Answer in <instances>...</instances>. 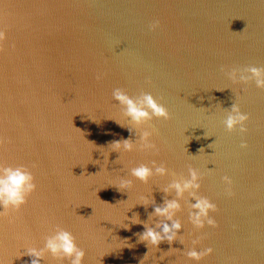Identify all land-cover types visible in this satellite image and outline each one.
<instances>
[{"label":"water","instance_id":"1","mask_svg":"<svg viewBox=\"0 0 264 264\" xmlns=\"http://www.w3.org/2000/svg\"><path fill=\"white\" fill-rule=\"evenodd\" d=\"M7 2L0 15V164L29 168L37 190L19 211L0 215V264H30L20 254L42 248L57 227L85 250L84 264H196L184 253L201 237L197 250L213 248L201 264H264V90L233 85L221 71L264 67V3ZM117 88L133 99L151 94L168 110L169 120L145 125L158 152L113 151V141H135L140 132L130 131L112 98ZM234 102L250 117L245 135L224 127V109ZM153 162L168 174L147 184L130 176ZM189 165L201 173V187L179 198L178 239L148 247L139 241L143 224L131 218L138 214L161 231L157 224L167 221L154 207L177 198L169 185L187 180ZM224 176L232 180L231 197ZM121 179L131 187L120 188ZM145 197L154 200L146 208L139 205ZM202 197L217 206L210 214L216 229L191 224ZM41 264L67 262L49 255Z\"/></svg>","mask_w":264,"mask_h":264},{"label":"clouds","instance_id":"2","mask_svg":"<svg viewBox=\"0 0 264 264\" xmlns=\"http://www.w3.org/2000/svg\"><path fill=\"white\" fill-rule=\"evenodd\" d=\"M264 3V0H261ZM159 21L150 25V30L155 31L159 27ZM6 40V32L0 29V43ZM221 71H226L228 80L233 85L248 86L254 84L256 89L264 90V67L250 66L244 69L221 68ZM104 73H97L96 79L100 81L104 78ZM222 91V90H221ZM241 91H246V87H242ZM237 99L239 93L235 94ZM112 98L124 109V115L128 118L132 129L140 130L139 137L135 141L131 138L123 139L120 141H113L110 145L113 146V151L118 153H131L137 148L140 151L158 152L157 145L153 142V132L145 128V125L153 119L167 121L170 119L168 110L163 104L151 95L142 93L138 99H133L123 89L117 88L112 92ZM226 112V118L223 121L224 127L227 132L231 133L239 130L241 135H245L248 132L247 123L250 119L249 115L242 112L239 103L234 102L230 109H224ZM124 126V125H121ZM210 147V145H209ZM241 148H247L246 143H241ZM149 167L147 165H140L130 170V176L136 180L147 184L154 175L166 176L168 174V168L164 163ZM189 178L183 182H175L169 185L176 193V199H167L164 201L163 206H156L153 210V215L156 217H163L165 223L162 225L157 224V227L161 228V231H157L155 228L148 227L139 220L138 214L131 218L133 224H143L144 231L139 234V241L144 242L148 247L152 246L158 248L163 242H172L178 239V234L181 232L183 225L177 219H174L177 211L180 209L179 198L189 190H198L201 187L202 175L193 168L188 166ZM223 183L225 187V194L229 197L233 196L232 180L228 176L223 177ZM131 179H121L120 188L127 189L131 187ZM37 190V184L35 182L32 172L23 165L8 166L5 163L0 164V215L9 211H19L28 201V198ZM120 191V189L118 188ZM165 193L168 189H164ZM144 202L139 205H143L145 208L154 203V200H150L145 197ZM135 206V205H134ZM133 206V207H134ZM194 211L191 214V224L197 230H203L205 226L216 229L218 224L214 216L210 215L217 212V206L209 198L202 197L196 199V202L192 205ZM126 219H129L126 216ZM128 228V225L127 227ZM197 238L192 240V247L189 248L184 254L190 261L201 264L207 257L213 254L212 247H205L201 250H197V246L200 244V240ZM183 243V239H180ZM20 255H27L30 259V264H41L47 256H51L60 261H66L67 264H84L85 250L77 245L76 239L70 231L64 228L57 227L54 235L47 237L44 241L42 248L35 246L27 247L25 253ZM19 255V256H20ZM18 256V257H19ZM17 257V258H18Z\"/></svg>","mask_w":264,"mask_h":264},{"label":"snow or ice","instance_id":"3","mask_svg":"<svg viewBox=\"0 0 264 264\" xmlns=\"http://www.w3.org/2000/svg\"><path fill=\"white\" fill-rule=\"evenodd\" d=\"M9 5L7 0H0V15H3L5 8Z\"/></svg>","mask_w":264,"mask_h":264}]
</instances>
